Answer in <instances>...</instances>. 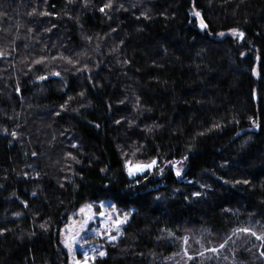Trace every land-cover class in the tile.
Wrapping results in <instances>:
<instances>
[{"label":"trees","instance_id":"1","mask_svg":"<svg viewBox=\"0 0 264 264\" xmlns=\"http://www.w3.org/2000/svg\"><path fill=\"white\" fill-rule=\"evenodd\" d=\"M99 202L92 264H264V0H0V264Z\"/></svg>","mask_w":264,"mask_h":264},{"label":"rangeland","instance_id":"2","mask_svg":"<svg viewBox=\"0 0 264 264\" xmlns=\"http://www.w3.org/2000/svg\"><path fill=\"white\" fill-rule=\"evenodd\" d=\"M195 13L194 17L197 18L201 30H204L205 28L201 27V20H203L201 18V15L197 16L195 15ZM131 165L135 166L136 164L131 163ZM128 166L129 163L126 164L127 173ZM156 166L157 163L155 167ZM154 168L145 171L142 174H137L129 177L131 179H136L140 176H144L150 171H153ZM101 205H103V208L101 207ZM89 206L91 207L89 208ZM82 209H84L83 212L81 211ZM101 213H103V215H101ZM90 214H94V218L88 220L87 225L83 228V230H80V225L85 219H87L88 215ZM109 215H111L112 220L107 219ZM125 216H127L128 219L129 214L122 211H116L113 208L108 209L107 205L102 202H99L97 204H84L76 213L70 216L67 224L60 232L61 243L64 246V250H66V252L69 254V258L71 260L70 262L72 264H75V261H79L80 264H85V259L87 257V264H92L93 261L101 257L100 253L102 252V246L115 241L119 235L120 231L116 230L113 221L123 220ZM121 226L122 224L120 225V228ZM77 232L79 233V235L77 237V242L74 245V251H70L66 246L65 241L69 240V238L75 235ZM111 237H116V239H112ZM92 257H95V259L93 260Z\"/></svg>","mask_w":264,"mask_h":264},{"label":"snow or ice","instance_id":"3","mask_svg":"<svg viewBox=\"0 0 264 264\" xmlns=\"http://www.w3.org/2000/svg\"><path fill=\"white\" fill-rule=\"evenodd\" d=\"M106 7H111V4H109V5H106ZM101 11H104V9L102 8V9H100ZM195 15H197V16H199L200 15V13L199 12H197V13H195ZM201 27L202 28H206L207 27V25L203 22V20H201ZM234 34H236V35H238L239 37H243V33H236V32H234ZM221 35H223V34H221ZM38 63H39V61H38ZM57 75H59V73H57ZM42 79H43V77H42ZM14 135V134H13ZM73 159H75L74 157H73ZM156 161L155 160H153V161H151V163H149V164H136L135 166H132L131 165V162H129V166H128V175L129 176H134V175H137V174H142V173H144L145 171H148V170H151L152 168H154L155 167V165H156ZM163 172V170L161 169V173ZM176 175L177 176H180L181 175V172H180V170L179 169H177V171H176ZM196 195L198 196V195H200L199 193H196ZM91 206H89V208H90ZM101 207L103 208V205H101ZM82 212L84 211V209H82L81 210ZM101 215H103V213H101ZM92 218H94V214H90V215H88V217H87V219H85L84 221H83V223L80 225V230H83V228L87 225V223H88V220H90V219H92ZM107 219L108 220H112V217H111V215H109L108 217H107ZM127 222V216H125V218L123 219V220H116V221H113V224L115 225V227H116V230L117 231H120V225L121 224H124V223H126ZM109 231H110V229H109ZM241 231H245V232H248L249 230L248 229H241ZM78 235H79V233L77 232L75 235H73L72 237H70L69 238V240H66L65 241V244H66V246L69 248V250L70 251H74V245H75V243L77 242V237H78ZM251 235H253V236H256L257 234L255 233V232H252L251 233ZM112 239H116V237H111ZM257 239H260V240H264V236H257ZM222 247H223V245H222ZM213 251H216L215 249H213ZM106 255V253H104V252H101L100 253V256L101 257H103V256H105ZM262 255H264V253H262ZM87 257H86V259H85V264H87ZM92 259L94 260L95 259V257H92ZM75 264H80V262L79 261H75Z\"/></svg>","mask_w":264,"mask_h":264}]
</instances>
